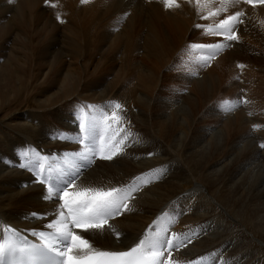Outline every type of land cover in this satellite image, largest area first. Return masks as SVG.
<instances>
[{
    "label": "bare ground",
    "instance_id": "obj_1",
    "mask_svg": "<svg viewBox=\"0 0 264 264\" xmlns=\"http://www.w3.org/2000/svg\"><path fill=\"white\" fill-rule=\"evenodd\" d=\"M177 4L0 0V242L6 230L38 242L32 230L51 231L59 201L43 197L83 150L79 120L96 124L99 143L119 103L123 150L93 157L80 181L132 198L103 232L82 235L128 250L166 230L184 241L175 264H264V5ZM236 11L245 23L227 41L216 25ZM215 44L205 63L213 50L194 45Z\"/></svg>",
    "mask_w": 264,
    "mask_h": 264
},
{
    "label": "snow or ice",
    "instance_id": "obj_2",
    "mask_svg": "<svg viewBox=\"0 0 264 264\" xmlns=\"http://www.w3.org/2000/svg\"><path fill=\"white\" fill-rule=\"evenodd\" d=\"M87 2L88 0H81L82 4ZM45 3L47 4L48 0H45ZM196 3L199 5L201 0H196ZM243 3L255 7L258 4L264 5V0H243ZM163 4L166 9L174 5L179 7L177 0H163ZM226 11L227 7L222 4L216 11L209 10V15L215 17ZM244 16L243 11L227 15L216 25L215 34L227 41H237L236 29L245 23ZM57 19L60 20V17ZM60 22L63 23L62 20ZM194 47L213 50L204 61L209 63L222 45ZM115 109L110 115L104 116L107 134L99 137V143L96 137V124L86 125L83 119L79 120V132L82 135L76 139L79 145L83 146V150L68 154L71 159L66 163L71 170L66 173L62 185H50L43 197L45 201L51 200L54 204L59 201L56 204L54 219L46 225L51 231H31L30 234L39 239V244L29 243L26 238L6 237L0 242V264H175L173 252L178 251L184 243L177 241L176 233L165 235L166 230H158L152 236L145 235L128 250L97 249L82 235L91 231L103 232L111 218L128 211V200L132 198L131 193L122 196L121 189L115 187L107 190L81 187V170L92 163L93 157L112 161L123 150L124 140H118V133L112 131L114 122L119 128L118 110H121V105L116 103ZM260 147L264 148V144ZM37 180L40 183L44 182L39 177ZM31 215L38 216L37 213ZM12 231L15 232L14 229ZM119 238L120 235L117 233V239ZM185 240L188 238L185 237ZM188 243H191V240H188Z\"/></svg>",
    "mask_w": 264,
    "mask_h": 264
},
{
    "label": "rangeland",
    "instance_id": "obj_3",
    "mask_svg": "<svg viewBox=\"0 0 264 264\" xmlns=\"http://www.w3.org/2000/svg\"><path fill=\"white\" fill-rule=\"evenodd\" d=\"M246 92H248V91H246ZM247 98V97H246ZM60 185H62V182L60 183ZM49 187V186H48ZM217 209V208H216ZM220 211L221 213V215H222V211L220 210V209H217V211ZM224 214V213H223ZM225 215V214H224ZM232 226H235L236 227V229L237 230H239L240 232L242 231V233H243V235H244V237L246 238V239H249L251 242L253 241V239H252V237H251V235L249 234V233H245V231H244V227L238 222V223H235V225L232 223ZM250 231V230H249ZM251 232V231H250ZM257 238V237H256ZM260 240H261V238H260ZM254 242V241H253ZM262 243H264V239H262ZM251 247H253V246H251ZM261 249V248H260Z\"/></svg>",
    "mask_w": 264,
    "mask_h": 264
}]
</instances>
